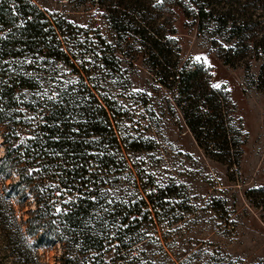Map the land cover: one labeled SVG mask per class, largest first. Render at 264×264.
Segmentation results:
<instances>
[{
	"label": "rangeland",
	"instance_id": "rangeland-1",
	"mask_svg": "<svg viewBox=\"0 0 264 264\" xmlns=\"http://www.w3.org/2000/svg\"><path fill=\"white\" fill-rule=\"evenodd\" d=\"M32 1L48 16H59L64 34L60 32V38L72 47L71 62L80 70L82 66L91 69L102 93L110 92L118 99L124 115L121 123L124 136L131 135L143 147L139 152H124L128 158L124 170L103 172L105 182L100 190L118 200L138 198L143 184L149 189L164 190L165 204L159 216L152 206L141 208L140 215L148 221L139 229L144 235L133 242L128 252L129 261L264 264V11L261 3L256 0ZM198 5L215 17L230 8L234 13L224 29L212 19L200 29L195 10ZM243 23L248 26L244 36L238 37L234 28ZM78 43L95 50L84 51ZM104 55H114L119 64L110 59L105 67L100 59ZM197 56L207 57L211 67L195 61ZM44 61L45 57L38 59L39 63ZM13 63L21 67L30 64L22 59ZM38 68L43 70L38 82L46 89L61 87L69 81L77 84L80 77L63 61L50 60ZM162 68L166 69L170 84H163V73L159 71ZM184 69H197L202 83L186 94L181 92L178 81V74ZM83 75L87 80L86 74ZM215 83H220L221 88L214 89ZM185 113L195 124L202 119L196 127L199 139L187 123ZM2 141L0 131V158L5 154ZM14 182L17 180L12 176L1 187L4 190ZM13 204L19 223L21 219L26 221L29 211L35 208L31 193L22 197L20 204L16 201ZM10 224L8 229L12 228ZM14 232L0 229V264H60L62 246L24 249L19 243L6 242L5 236ZM107 257L110 264H123L113 262L117 258L114 250Z\"/></svg>",
	"mask_w": 264,
	"mask_h": 264
},
{
	"label": "trees",
	"instance_id": "trees-1",
	"mask_svg": "<svg viewBox=\"0 0 264 264\" xmlns=\"http://www.w3.org/2000/svg\"><path fill=\"white\" fill-rule=\"evenodd\" d=\"M255 2L264 11V0ZM232 9L215 17L198 5L196 21L200 29L211 19L224 29L232 19ZM247 26L234 28L238 37L244 36ZM61 27L57 14L48 16L32 0H0V131L5 149L0 158V229L5 233L14 230L6 234V242L19 243L24 249L59 244L63 249L60 264H110L107 254L112 250L117 254L113 262L134 264L128 252L144 235L139 229L148 221L140 215L141 208L152 206L159 216L165 204L164 190L143 184L144 192L139 191L138 198L126 200L105 196L100 190L105 182L103 172L124 170L128 167L124 152H139L143 147L131 135L124 136L118 99L110 92L102 93L91 69L82 66L80 70L71 62L72 47L60 38ZM77 46L95 50L86 44ZM40 57L46 61L39 63ZM15 59L30 64L21 67L13 63ZM100 59L105 67L110 59L119 64L114 55ZM50 60L73 68L80 75L77 84L69 81L61 87L43 88L38 82L43 70L38 66ZM159 71L163 84H170L166 69ZM198 73L184 69L178 74L183 94L202 85ZM185 117L199 139L196 127L202 119L195 124L187 113ZM13 172L19 180L3 190L1 183L11 181ZM29 193L35 208L19 223L13 202L20 204ZM8 222L12 228L8 229ZM27 237L36 244L28 247Z\"/></svg>",
	"mask_w": 264,
	"mask_h": 264
},
{
	"label": "snow or ice",
	"instance_id": "snow-or-ice-1",
	"mask_svg": "<svg viewBox=\"0 0 264 264\" xmlns=\"http://www.w3.org/2000/svg\"><path fill=\"white\" fill-rule=\"evenodd\" d=\"M160 2H162V0H158V3H160ZM195 61L203 62L207 66L211 67L209 61L207 60V57L197 56V57H195ZM212 87L214 89H220L221 88V84L220 83H215V84L212 85ZM109 202H111V201H109Z\"/></svg>",
	"mask_w": 264,
	"mask_h": 264
},
{
	"label": "clouds",
	"instance_id": "clouds-1",
	"mask_svg": "<svg viewBox=\"0 0 264 264\" xmlns=\"http://www.w3.org/2000/svg\"><path fill=\"white\" fill-rule=\"evenodd\" d=\"M0 155H2V153H0ZM12 175H13L14 180H17V181L19 180V176L16 172H13ZM26 244L28 247H32L33 245L36 244V241L32 237H27Z\"/></svg>",
	"mask_w": 264,
	"mask_h": 264
}]
</instances>
